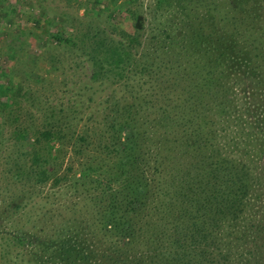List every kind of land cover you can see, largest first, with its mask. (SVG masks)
Returning <instances> with one entry per match:
<instances>
[{"label": "trees", "instance_id": "16d2710c", "mask_svg": "<svg viewBox=\"0 0 264 264\" xmlns=\"http://www.w3.org/2000/svg\"><path fill=\"white\" fill-rule=\"evenodd\" d=\"M153 9L166 25L143 48L138 11L134 32L110 11L109 26L50 34L75 44L93 81L112 80L131 96L114 97L97 142L74 135L71 176L56 171L53 150L68 145L66 112L77 103L48 105L43 128L17 125L30 148L27 163L10 160L21 188L0 211L12 222L0 234L26 264H264V0H156ZM21 96L20 84L0 83V107L11 106L15 120ZM70 178L79 197L97 192L94 221L20 218L33 186Z\"/></svg>", "mask_w": 264, "mask_h": 264}, {"label": "rangeland", "instance_id": "374dc122", "mask_svg": "<svg viewBox=\"0 0 264 264\" xmlns=\"http://www.w3.org/2000/svg\"><path fill=\"white\" fill-rule=\"evenodd\" d=\"M155 2L156 0H0V83L6 81V84L14 87H19L20 84L21 98L24 101L23 106L17 110L19 120L14 119L16 112L9 110L11 106L0 107V211L12 192L21 188L17 184L12 185L10 160H20L19 156L23 155L21 162L27 163L23 162L28 157L23 150L27 151L30 145L28 141L18 140L14 132L18 124L29 122L31 126L43 128L46 126L44 116L48 105L59 108L62 103H77L76 109L66 112L69 113V124L66 127L68 145L57 153L59 144L56 143L53 150V158L58 157L55 160L56 171L59 174L68 172L71 176L77 171L80 160L71 141L74 135L76 138L78 133L83 132L91 137V142H97L108 129L106 116L114 97L117 95L118 99H124L131 96L127 86H120L112 80L93 81L92 66L78 49L73 50L75 44L59 43L50 34L58 28L68 32L83 29L89 23L109 26V22H113L108 16L110 11H116L115 23L134 32V20L131 16L132 12L138 11L144 14L146 23L141 37L142 46L139 47L143 48L150 45L145 41H152L153 35H162L161 28L166 25L163 14L153 9ZM11 70L13 80L1 74V71ZM152 110L151 106H146L147 113ZM63 124L66 126L65 119ZM95 147L96 145L90 147L86 157L93 154ZM98 152L99 150L97 155ZM72 160L75 167L68 170ZM91 190L93 194L82 189L79 197L78 186L73 184V178L60 184L51 180L35 185L32 188L34 193L24 211H21L24 215L20 218L34 221L41 216L40 218L47 219L54 226L61 218L63 224L66 221L72 224L69 219L73 223L88 219L94 221L97 217L95 208L98 206L94 205L90 195L97 192L92 188ZM44 212H48V215L44 216ZM0 224L2 228H6L12 222L5 219ZM78 227L77 224L69 229ZM19 253L20 247L9 238H2L0 234V264H26Z\"/></svg>", "mask_w": 264, "mask_h": 264}]
</instances>
